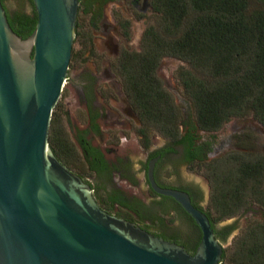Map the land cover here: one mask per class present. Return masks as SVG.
I'll use <instances>...</instances> for the list:
<instances>
[{"label":"water","instance_id":"1","mask_svg":"<svg viewBox=\"0 0 264 264\" xmlns=\"http://www.w3.org/2000/svg\"><path fill=\"white\" fill-rule=\"evenodd\" d=\"M32 3L36 28L22 39L9 26L0 0V264H220L246 219L261 216L257 209L221 223L218 228L233 230L218 240L186 194L154 186L200 228V243L190 255L100 209L90 188L57 160L49 127L63 88L61 108L79 83L81 71L69 70V64L80 0ZM143 4L152 8L150 0ZM58 127L69 138L66 119L57 115Z\"/></svg>","mask_w":264,"mask_h":264},{"label":"flooded vegetation","instance_id":"2","mask_svg":"<svg viewBox=\"0 0 264 264\" xmlns=\"http://www.w3.org/2000/svg\"><path fill=\"white\" fill-rule=\"evenodd\" d=\"M148 11L152 8L147 9L142 0H93L86 13L78 9L76 24L83 33L76 42L79 62L90 67L81 69L75 95L68 96L61 108L63 88L55 107L68 125L70 153L57 147L54 155L90 188L100 209L194 254L202 237L200 228L175 199L154 186L186 194L193 207L208 219L213 217L207 170L237 159H252L246 144L251 131H239L238 122L246 116L232 117L217 130L199 131L196 147L190 148L183 122L193 117L192 110H179L182 123L177 142L173 132L146 127L121 81L123 68L116 64L124 51H134L124 47L131 39L130 29L126 37L124 23L131 28ZM71 67L69 64V70ZM57 133L66 135L61 127ZM191 159L196 162L193 169ZM251 210L241 209L230 219L246 216Z\"/></svg>","mask_w":264,"mask_h":264},{"label":"trees","instance_id":"3","mask_svg":"<svg viewBox=\"0 0 264 264\" xmlns=\"http://www.w3.org/2000/svg\"><path fill=\"white\" fill-rule=\"evenodd\" d=\"M24 2L30 3L29 13L22 9ZM91 3L83 0L79 9L86 13ZM150 4L161 30L149 25L140 51H124L116 64L123 68L121 81L146 127L173 132L172 139L178 141L181 113L156 73L164 57L178 59L197 75L212 79L197 78L183 68L179 74L193 111V117L183 122L190 148L196 147L199 131L217 130L232 117L251 112L264 126V9L250 10L249 0H150ZM19 6L12 12L6 8L7 21L16 35L27 39L36 28L37 14L32 0H21ZM123 27L128 37L129 23ZM82 37L76 24L74 43ZM76 59L80 54L72 50L70 64ZM56 108L48 143L57 156V147L68 154L70 147L55 128ZM191 163L193 169L196 162ZM207 179L212 186L209 210L214 214L209 220L218 240H225L233 226L215 227L237 211L254 205L264 212V157L220 164L207 170ZM220 264H264V223L236 236Z\"/></svg>","mask_w":264,"mask_h":264},{"label":"rangeland","instance_id":"4","mask_svg":"<svg viewBox=\"0 0 264 264\" xmlns=\"http://www.w3.org/2000/svg\"><path fill=\"white\" fill-rule=\"evenodd\" d=\"M20 1L21 0H6L5 4L8 8L9 11H15L17 10L20 6ZM143 1V0H142ZM22 9L26 12L29 13L31 6L29 2H24L21 3ZM264 9V2L262 0H249V9L254 10V9ZM111 10H115V6L110 7ZM86 21L85 17H82V22L84 23ZM138 24H133L131 25L130 28V42L128 44H125V48H130L133 49L134 51H139V46H140V38L144 30L149 26L152 25L156 27L158 30H161V22L160 18L156 15H154L151 11H148L144 17L141 19L137 20ZM122 46V47H123ZM75 51L80 50V46L78 43L74 44L73 46ZM89 66L88 64H84L79 62L78 59H76L72 63V67L70 68L71 71H81L82 68ZM90 67V66H89ZM102 67V65H101ZM190 71L191 74H193L195 77L206 80V81H211L212 79L205 75L204 73H201L200 75L196 74L192 70H190L189 66L178 60L174 59L171 57H164L161 59V63L158 67V78L161 80L163 83L164 88L171 94L173 100L175 101L176 105L178 106L179 110L183 112L185 110L186 112H190L192 109L189 104L188 98L185 96L183 92V87L181 85L180 79H179V74L182 71ZM245 119L240 120L238 122L239 124V131L240 130H247L248 132L251 131L250 140L246 142L247 147L249 149L248 152L251 154L252 159L264 157V132L262 130H259L255 127V123L253 121V114L251 112L247 113L245 115ZM254 128V129H253ZM254 130V131H253ZM228 147V146H227ZM205 185V184H203ZM252 210L257 209L261 216H254V217H249L246 219L245 225L242 227V229L234 236V238L226 245L224 248L225 250L231 248L233 246L234 239L236 236L242 235L246 229L255 224L259 223H264V212L261 211L258 207H254V205H250ZM251 210V211H252ZM236 218V217H235ZM230 220V219H229ZM233 250V249H232Z\"/></svg>","mask_w":264,"mask_h":264}]
</instances>
